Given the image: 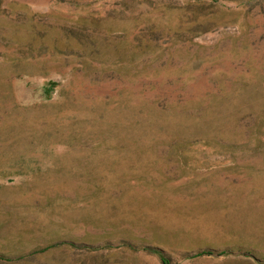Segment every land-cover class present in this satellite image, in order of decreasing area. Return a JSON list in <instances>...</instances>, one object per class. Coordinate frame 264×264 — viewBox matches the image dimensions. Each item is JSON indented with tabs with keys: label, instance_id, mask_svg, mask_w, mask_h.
I'll list each match as a JSON object with an SVG mask.
<instances>
[{
	"label": "rangeland",
	"instance_id": "1",
	"mask_svg": "<svg viewBox=\"0 0 264 264\" xmlns=\"http://www.w3.org/2000/svg\"><path fill=\"white\" fill-rule=\"evenodd\" d=\"M0 264H264V0H0Z\"/></svg>",
	"mask_w": 264,
	"mask_h": 264
}]
</instances>
